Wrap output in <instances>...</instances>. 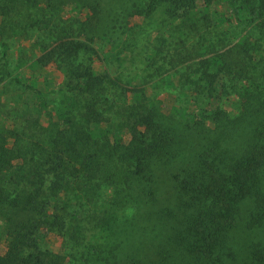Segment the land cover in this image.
I'll use <instances>...</instances> for the list:
<instances>
[{
	"label": "trees",
	"instance_id": "1",
	"mask_svg": "<svg viewBox=\"0 0 264 264\" xmlns=\"http://www.w3.org/2000/svg\"><path fill=\"white\" fill-rule=\"evenodd\" d=\"M0 1L2 9H10L16 1H26L35 7L42 2L54 10L45 22L51 25L59 21L58 10L64 4L96 1L101 9L95 17L78 22L85 40L77 36H62V39L54 36L50 51L65 57L66 75L77 85L72 90L75 92L65 97L69 101L68 107L58 109V117L62 119L54 121L49 118L46 125H40L31 121L35 118L38 122L33 116L39 114L38 110L20 108L16 114L26 119V124L16 122L13 128H0V222L7 226V230H3L5 235L9 233L13 238L39 229L67 234L72 253L85 252L87 256L80 264L237 262L233 244L238 229L264 233V0H237L240 4L233 8L235 12L245 11L254 17V28L259 31L261 42L256 48L258 58L253 64L250 62L253 57L238 60L248 72L252 70L255 74L247 75L248 84L242 89L249 109L221 136L215 137L224 138V145H228L230 140L224 137L226 133H231L234 139V135L241 132L243 134L237 138L246 139L245 145L235 152L231 151V146L230 150L221 146L222 141H215L203 162L205 173L196 167L198 160L193 155L201 148L197 138L185 134L179 138L178 146L168 151L176 135L167 136L156 128L157 108L147 102L141 103V100L130 107L134 111L124 117L128 121L125 128L129 135L127 141H122V137L114 136L111 131L99 139L94 138L91 125L100 120L102 106L108 105L111 94L122 98V91L137 92L141 88L125 86L121 71L110 73L105 69L93 75L83 74L80 54L97 55L94 46L97 38L109 39L125 54L135 55L134 49L138 47L139 59L144 58L148 50L159 54L161 47L168 42L169 20L174 22L181 19L180 14L188 12L193 17L200 13L198 18L205 23L207 11L220 0ZM235 1L229 0L231 3ZM38 7V10L42 8ZM129 10L141 12L143 21L129 26L126 18ZM154 12L159 17L152 19ZM21 17L22 14L18 15L19 19ZM154 22L159 24L157 29L152 26ZM73 24L76 25L75 22L69 23L70 28H67L71 29L72 35L77 29ZM56 26L63 30L66 23L62 20ZM195 27H183L194 39L189 42L191 47H196L200 41L198 35L202 36ZM126 29L133 30L126 32ZM67 33L65 31V35ZM135 36L140 38L139 44L133 40ZM0 45L6 59L7 48L1 37ZM167 56V53L159 56L161 62L156 70L170 63ZM223 59L218 53L211 56L210 61L218 66ZM15 82L34 93L44 105L43 92L34 84L17 78ZM93 83L99 87L95 95L88 90ZM27 118L31 119L27 121ZM141 120L146 123L145 131L136 127L137 123L143 122ZM148 129L151 130L149 136ZM233 142L238 144L236 138ZM176 162L181 165L179 171L182 175L170 174L172 193L168 198L162 197L160 200L166 202L161 209L154 211V202L159 200L157 183L168 179L162 172ZM177 203L178 207L174 205ZM247 203L250 207L242 209ZM68 208L78 211L72 221L66 216ZM118 213L124 215L125 222L119 221ZM245 213L247 219L243 227ZM109 226L114 227L113 240H117L116 233L119 232V241L103 253L99 252L100 244L91 248L86 245L85 240L91 231L94 234L107 230ZM249 246L245 248L247 257L264 264V254H258ZM18 249L10 250L6 261L0 257L1 263L47 264L40 252H20ZM89 250L94 251L91 256L87 255Z\"/></svg>",
	"mask_w": 264,
	"mask_h": 264
},
{
	"label": "rangeland",
	"instance_id": "2",
	"mask_svg": "<svg viewBox=\"0 0 264 264\" xmlns=\"http://www.w3.org/2000/svg\"><path fill=\"white\" fill-rule=\"evenodd\" d=\"M74 4H64L58 10L61 16L59 21L63 20L66 23L63 30L60 26H56L59 21L54 22L53 25L45 23L54 10L42 2L36 4L35 7L26 1H16V4L12 5L10 9L0 8V37L7 48L5 59L0 45L1 129L13 128L16 122L26 124V119L16 114V110L20 108L26 111L29 110L28 108L38 110L39 114L33 115L37 117L38 122L35 118H27V121L35 120L40 125H46L49 118L54 121L62 119L58 117L60 115L58 109L68 107L69 101H66L65 97L72 95L75 92L72 90L76 89L77 85L73 79L66 75L65 57L50 51L54 45V36L56 35L58 39H62V36H77L81 40H85V35L78 22H86L88 18L95 17L101 10L96 1H88L85 4L75 1ZM238 4L240 1L237 0L234 3L229 0H220L216 6L207 11L208 16L205 23L198 18L200 13H196L193 17L186 12L180 14L181 19H176L174 22L169 20L171 31L166 34L168 42L161 47L159 54L167 53L170 63L160 70L155 69L161 62L158 53L154 54L155 52L147 49L148 51L144 53L145 57L139 59L137 57L138 47L134 49L135 55L125 54L119 50V47L110 43L109 39L97 38L94 42L97 55L88 52L80 54L84 65L83 74L93 75L96 72H103L105 69L110 73L121 71L120 77L125 81V86H136L141 89L137 92L122 91V98L111 94L108 105L102 106L100 120L91 125L93 137L99 139L107 131H111L114 136L122 137L124 142L127 141L129 135L125 128L128 127L126 125L128 121L124 117L133 112L134 110L130 107L141 100V103L147 102L157 108L154 118L155 127L167 133V136L176 135L168 151L178 146L179 138L185 137V134L197 138L201 148L193 155L198 160L196 167L203 170V173H205L203 162L207 158L206 153L211 150L215 141H222L221 146L223 145L227 150L231 149V151L237 152L243 148L246 139L237 138L243 134L241 132L234 135L238 144L233 142L235 138L232 139L231 133L230 135L226 133L224 136L230 140L228 145H224V138H215L227 131L232 126L231 123L240 119L241 115L244 116L249 109L246 94L243 96L242 89L248 84V80H245L247 75L255 76V74L252 70L248 72V68L238 60L240 58L244 60L246 56L247 60L253 57L254 60L250 61L253 64L258 58L256 48L261 42L259 31L254 28V17L245 11H242L243 13L234 11ZM38 6H42V8L38 10ZM199 9L201 8L199 7ZM20 14L22 17L19 19L18 15ZM151 16L153 19L159 17V14L154 12ZM126 18L131 26L141 23L144 16L141 12L130 11ZM72 21L76 24L73 26H77L73 35L71 29H67L70 28L68 24L73 23ZM152 24L156 29L159 26L157 22ZM189 26L195 27L196 32L202 34V36L198 35L200 41L196 47L189 45V42L194 39L189 37L187 31L183 29V27ZM208 26L211 27L210 30H208ZM26 28L28 30H23ZM132 30L126 29L125 31L131 32ZM65 31L68 32L67 35H65ZM133 40L140 43V38L137 36ZM141 45L139 47L143 49L144 47ZM218 53L224 58L221 65H218L220 69L210 61L211 56ZM15 78L20 79L21 82H30L40 89L45 99L44 105L36 99L34 93L16 83ZM98 88L97 83H93L88 87V90L92 95H95ZM141 121L143 122L137 123L136 127L140 131H145L146 123L144 120ZM150 134L151 130L148 129L147 135ZM229 146H231L230 149ZM199 156L200 159H198ZM180 168L181 165L176 162L170 166L169 170L171 171L162 172L168 179L157 183L159 200L154 202V211L161 209L163 203L166 202L160 199L168 198L172 193L171 184L173 181L170 180V174L182 175V172L179 171ZM249 204L243 205L242 209L250 207ZM174 205L178 207L179 203ZM68 209L69 212L66 216L72 221V217L78 216V211ZM81 214L82 212L79 213V217ZM118 215L121 217L120 222L124 220L122 213H118ZM246 219L245 213L242 226L246 224ZM73 223L76 222L73 221ZM242 229H238L239 232L233 244L237 262L233 260L226 264H258L247 257L245 248L246 246L250 248L249 244L258 251V254H264V233ZM3 230L6 231L7 226L0 222V233ZM113 230L114 227L109 226L107 230L94 234L91 231L88 239L85 240L86 245L88 244L91 248V246L96 247L100 244L99 252L103 253V250L108 249L121 238L118 232L116 233L117 240H113L114 237H111ZM4 231L0 234V257L4 261H6L9 251L15 248H19L20 252L23 250L28 253L33 250L40 252L47 264H80L81 259L87 257L85 252L72 253L67 234L39 229L32 234L31 232L20 233L18 237L12 238L9 233L5 235ZM93 253V250H89L87 255L91 256ZM18 261L20 262V260ZM0 264H2L1 261Z\"/></svg>",
	"mask_w": 264,
	"mask_h": 264
}]
</instances>
